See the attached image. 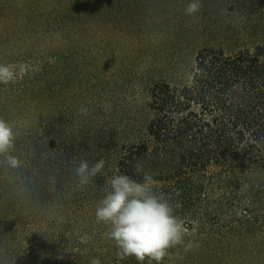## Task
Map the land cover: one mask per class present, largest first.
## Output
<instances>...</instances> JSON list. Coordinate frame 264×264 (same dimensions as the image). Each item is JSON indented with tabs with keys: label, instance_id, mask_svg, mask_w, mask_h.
Instances as JSON below:
<instances>
[{
	"label": "trees",
	"instance_id": "obj_1",
	"mask_svg": "<svg viewBox=\"0 0 264 264\" xmlns=\"http://www.w3.org/2000/svg\"><path fill=\"white\" fill-rule=\"evenodd\" d=\"M188 2L79 0L77 15L64 14L58 22L27 14L32 29H49L31 36L37 40L44 33L46 47L56 37L66 44L103 40L117 51L121 39L130 37L129 46L144 47L145 58L137 72L124 74L129 97L119 127L113 125L107 135L88 130L63 142L56 99L59 74L45 71L37 78V98L45 113L38 129L30 132L25 151L16 153L23 167H0V216L7 217L17 203L23 209L44 204L51 190H44L46 186H55V199L71 206L78 199H101L106 180L114 174L142 180L149 172L184 220L185 240L196 245L188 251L172 249L163 264H217L223 244L229 245L227 259L234 253L239 264H264V19L222 25L215 33L232 40L200 48L203 31L197 23L216 1L202 0L203 9L195 16L185 15ZM155 13L160 37L167 39L147 46L136 39L145 36L140 28L148 27L142 19ZM80 158L90 164L106 162L103 172L83 187L72 171V161ZM71 209L50 222L54 233L47 228L29 234L0 221V264H91L93 258L101 264H137L134 257L117 255L108 226L98 223L95 214L77 217L68 214ZM243 242L250 249H241ZM21 244L28 246V253Z\"/></svg>",
	"mask_w": 264,
	"mask_h": 264
},
{
	"label": "rangeland",
	"instance_id": "obj_2",
	"mask_svg": "<svg viewBox=\"0 0 264 264\" xmlns=\"http://www.w3.org/2000/svg\"><path fill=\"white\" fill-rule=\"evenodd\" d=\"M78 1L0 0V63L8 65L13 73L11 81L7 84L0 83V118L15 124L20 132L15 154L18 150L25 151L30 132L38 129L45 113L44 103H41L37 98L40 94L37 91L41 87V82L37 81V78L45 71L59 74L57 85L59 96L56 95V99L58 97L59 127L63 142L71 139V135L72 137L78 136L82 131L87 133L88 130H99L102 135H107L113 125L119 127L122 111L129 97L124 86V74L130 70L137 72L139 68H142L143 65L140 67L139 64L145 58L142 57L144 47H140L139 44H137V48H133L132 45L130 47L129 43H132L130 37L121 39L117 51H115L114 45L103 40L95 42L89 39H79L74 43L66 44L60 38L57 41L56 37H53L52 44L46 47L41 39L44 37V33H41V37L37 40L32 39L31 36L42 30L49 31V29L42 26L32 29L25 21L27 14H40L46 20L53 22H58L60 18L62 20L64 14L66 17L75 16L77 15L76 3ZM153 1L157 0H151V2ZM204 1V4H210L213 0ZM215 1L213 5H210L214 9L207 11L206 17L200 18L202 22L197 23L203 31L198 37L197 47L210 46L213 43L225 45L226 41L232 40L229 35L222 37L215 33L222 25L238 27L242 23L243 25L250 24L264 19V13L261 12L264 4H258L257 1L256 4L255 0H242V4H238L241 0ZM166 3L163 2L162 5ZM71 7L73 8L71 9ZM66 12L73 14L69 15ZM240 12H249L254 17L244 18ZM155 15L157 13L142 19V23L148 24V27L140 28L139 34L145 32V36L140 35L136 41L142 39L147 46L156 41L166 43L167 38H161L158 32ZM215 39L216 41H214ZM92 60L94 61L93 65ZM68 61H71L69 67ZM73 154L75 157L78 155L77 153ZM0 167L7 170L3 166ZM3 181L0 179V182ZM77 187L79 188V186ZM45 189L46 191L51 190L43 198L44 204L40 203L32 207L26 204V208L23 209L19 207L20 203H17L11 212L6 213L7 217L0 216V221H6L11 224L8 227H14L30 234L31 231L49 228L50 222L58 220L62 215L60 212H64L70 207L73 209L68 211L69 215L89 218L95 214L96 207L93 204L100 200L78 199L73 205L65 206L55 199L58 192L55 186H46ZM17 195L15 193V197ZM90 206H93L94 210L89 208ZM47 231L56 232L52 227ZM60 231L61 229H59ZM224 245V249L221 251V260L217 264H239L234 259V253L231 259L225 257L229 245L226 247ZM21 246L24 247L22 252L28 253V246L22 244ZM241 249H250L248 243L243 242ZM237 250L238 247L234 248V251Z\"/></svg>",
	"mask_w": 264,
	"mask_h": 264
},
{
	"label": "clouds",
	"instance_id": "obj_3",
	"mask_svg": "<svg viewBox=\"0 0 264 264\" xmlns=\"http://www.w3.org/2000/svg\"><path fill=\"white\" fill-rule=\"evenodd\" d=\"M203 9L202 0H189L184 12L195 16ZM13 78L11 68L0 63V83L7 84ZM20 132L16 125L0 118V166L9 170L23 167L15 154ZM73 173L79 186H87L102 173L105 160L89 163L80 158L72 161ZM137 170L140 171L139 166ZM152 173L144 172L142 180L126 174H114L103 187L104 195L95 208L98 223L108 226L107 236L114 243L121 259L134 257L137 264H163L171 257L172 249L183 247L185 251L195 247V242L185 240L184 220L176 214L175 205L163 192L157 190ZM91 264H101L93 258Z\"/></svg>",
	"mask_w": 264,
	"mask_h": 264
}]
</instances>
